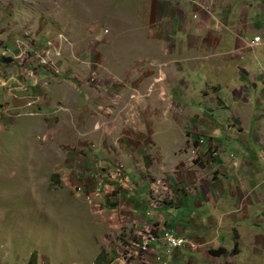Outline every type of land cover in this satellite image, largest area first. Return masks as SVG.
<instances>
[{
  "label": "rangeland",
  "instance_id": "374dc122",
  "mask_svg": "<svg viewBox=\"0 0 264 264\" xmlns=\"http://www.w3.org/2000/svg\"><path fill=\"white\" fill-rule=\"evenodd\" d=\"M150 5L0 0V264H28L32 256L35 264H128L120 253L145 239L122 217L119 206L129 203L110 174L121 164L129 175V163L137 178L143 159L160 153L148 137L158 116L149 83L154 51L166 44L152 40ZM21 42L30 54L19 57ZM197 124L187 128L192 157ZM201 138L199 157L207 158L216 144ZM130 182L121 191H135ZM255 210L237 243L224 233L222 245L189 240L174 260L173 251L165 255L168 264H188V256L199 264H264V221ZM145 259L132 264H155Z\"/></svg>",
  "mask_w": 264,
  "mask_h": 264
},
{
  "label": "crops",
  "instance_id": "0c3cea01",
  "mask_svg": "<svg viewBox=\"0 0 264 264\" xmlns=\"http://www.w3.org/2000/svg\"><path fill=\"white\" fill-rule=\"evenodd\" d=\"M150 1L149 24L157 30L152 40L166 44L154 51L155 81L149 83L158 116L148 137L160 153L143 159L137 178L126 164L135 191H120L129 203L119 206L127 211L122 217L139 238L144 225L158 224L195 245H222L223 233L237 243L255 209L264 221V44L248 45L254 36L264 39V0ZM196 122L203 136L194 138L204 137L217 150L202 161L185 148L187 128ZM205 151L202 144L200 154ZM161 179L182 193L156 206L151 186ZM163 249L161 240L151 242L145 260ZM188 258L199 264L196 256Z\"/></svg>",
  "mask_w": 264,
  "mask_h": 264
},
{
  "label": "built area",
  "instance_id": "2783aa9c",
  "mask_svg": "<svg viewBox=\"0 0 264 264\" xmlns=\"http://www.w3.org/2000/svg\"><path fill=\"white\" fill-rule=\"evenodd\" d=\"M23 47L20 46L19 49V57L24 56L25 54H30L28 51V47H25L23 42H21ZM258 44H264V39H262L259 35L254 36L249 42V46H255ZM190 147H197V155L195 158L199 157L200 147L204 144V139H192L190 142ZM214 147V145H213ZM217 150L211 148V155L216 156ZM111 177L115 178V182L117 183V192L121 191V184L124 182H130L127 179V175L123 169V165H119L116 167V171L110 174ZM151 186V193L153 195V203L158 206L163 200L172 198V189L168 187V185L161 180H155ZM120 187V189H119ZM165 196H163V195ZM141 231H145V239H138V237L133 240V242L129 245L127 252H121L120 258L121 261L126 262L128 264H132L133 261L137 262L143 259V256L146 257L149 252L150 243L153 241L161 240L164 243L163 254L155 253L152 256L153 263L155 264H168L167 258H165L166 254H169L173 249L181 246H186L189 244V241L186 237L176 236L170 230L166 228L160 227V225L147 224L141 228ZM158 231H161V235H158Z\"/></svg>",
  "mask_w": 264,
  "mask_h": 264
},
{
  "label": "trees",
  "instance_id": "16d2710c",
  "mask_svg": "<svg viewBox=\"0 0 264 264\" xmlns=\"http://www.w3.org/2000/svg\"><path fill=\"white\" fill-rule=\"evenodd\" d=\"M34 258H35V257L32 256V257L29 259L28 264H35V259H34Z\"/></svg>",
  "mask_w": 264,
  "mask_h": 264
},
{
  "label": "bare ground",
  "instance_id": "6f19581e",
  "mask_svg": "<svg viewBox=\"0 0 264 264\" xmlns=\"http://www.w3.org/2000/svg\"><path fill=\"white\" fill-rule=\"evenodd\" d=\"M112 30V29H111ZM201 139V138H200ZM145 236V235H144Z\"/></svg>",
  "mask_w": 264,
  "mask_h": 264
}]
</instances>
